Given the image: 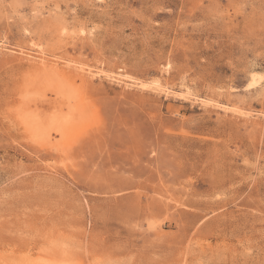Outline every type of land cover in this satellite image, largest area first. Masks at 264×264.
<instances>
[{"label":"rangeland","instance_id":"rangeland-1","mask_svg":"<svg viewBox=\"0 0 264 264\" xmlns=\"http://www.w3.org/2000/svg\"><path fill=\"white\" fill-rule=\"evenodd\" d=\"M0 264H264V0H0Z\"/></svg>","mask_w":264,"mask_h":264},{"label":"bare ground","instance_id":"bare-ground-1","mask_svg":"<svg viewBox=\"0 0 264 264\" xmlns=\"http://www.w3.org/2000/svg\"><path fill=\"white\" fill-rule=\"evenodd\" d=\"M253 77L254 78L252 79V85L256 86V84L258 83V80L255 78V76H253ZM250 81H251V79H250Z\"/></svg>","mask_w":264,"mask_h":264}]
</instances>
